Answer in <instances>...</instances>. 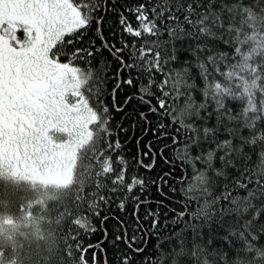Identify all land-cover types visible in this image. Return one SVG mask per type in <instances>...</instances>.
I'll return each instance as SVG.
<instances>
[{"label":"snow or ice","instance_id":"6c2138e0","mask_svg":"<svg viewBox=\"0 0 264 264\" xmlns=\"http://www.w3.org/2000/svg\"><path fill=\"white\" fill-rule=\"evenodd\" d=\"M0 264H264V0H0Z\"/></svg>","mask_w":264,"mask_h":264},{"label":"trees","instance_id":"16d2710c","mask_svg":"<svg viewBox=\"0 0 264 264\" xmlns=\"http://www.w3.org/2000/svg\"><path fill=\"white\" fill-rule=\"evenodd\" d=\"M122 98H123V96L121 95V99ZM119 122H120L119 117H117L116 120L113 123L115 124V123H119ZM125 127H127V125H125ZM131 134L132 133H129V135H131ZM138 134L139 133H137V135ZM122 139H123V137H122ZM133 145H134V142H131L129 144L128 151H130V152H134L135 151V148H134ZM53 191H54L53 189H47V190H45V189L41 188L38 185L36 187L34 193H32L31 190L28 189L27 186H25V190H24L23 193H20L19 195L12 197V213L14 214V216H19L21 214L20 211H19V205H20V203L26 202V199H32L34 197L37 200H39L41 198L46 199L47 196H48V194L51 193V192H53ZM97 226H98V224H97ZM8 235H9V233L6 230L5 237L3 239V242L5 244L15 242V239H16L15 238V234H12V240H9L8 239ZM89 255H90V253H89Z\"/></svg>","mask_w":264,"mask_h":264}]
</instances>
